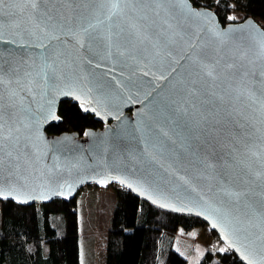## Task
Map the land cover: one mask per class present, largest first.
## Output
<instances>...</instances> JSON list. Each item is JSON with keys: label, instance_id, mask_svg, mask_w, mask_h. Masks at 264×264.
Wrapping results in <instances>:
<instances>
[{"label": "snow or ice", "instance_id": "snow-or-ice-1", "mask_svg": "<svg viewBox=\"0 0 264 264\" xmlns=\"http://www.w3.org/2000/svg\"><path fill=\"white\" fill-rule=\"evenodd\" d=\"M5 8L8 15L26 18L21 23L34 26L36 31L25 27L27 35H39L48 41L41 45L45 62L37 75L52 82L58 78L60 65L70 67L75 63L73 51L78 49L89 54V65L103 57L130 68L135 75L141 63L155 66L161 53L182 43L189 33L196 37V44L189 37L192 51L182 57L185 63L180 65L184 69L180 78L168 80L162 74L160 78L168 83L155 96L146 93V98H151L144 104L145 111L137 110L141 124L138 130L158 148L161 157L167 153L174 163L187 166L192 178L206 180L211 176L215 180L209 191L229 209L235 221L225 224V239L230 238L229 246L233 247L242 237V246L249 253L244 259L247 264H255L257 246L264 248V153L251 149L256 140L264 143V135H258L259 129L249 127L244 118L235 121L234 114L237 104H244L260 113L264 123V100L260 98L264 92L256 96L250 83L251 80L264 82V71L257 73L249 67L253 63L250 53L264 59V40L236 36L242 29H217L211 23V15L195 10L188 0H0V15H4ZM178 16L206 21L203 31L211 39L199 43L203 35L192 32L191 26L184 25ZM230 39L241 40V46H230ZM11 71L17 77L15 83L31 91L29 84L21 83L16 70ZM7 72L9 68L0 66V198L25 203V195L31 194L20 189L17 177L27 170L29 160L35 155L33 149L37 146L33 142L31 122L36 117L23 107L22 100L17 102L18 93L8 89L7 85L13 81L5 80ZM60 75L69 79L67 72ZM143 75L148 76L149 72ZM25 76L31 77L32 73ZM93 79L97 89L118 85L127 88L129 99L132 90H142L144 86L131 76L126 81L123 78L115 81L113 77L107 84ZM147 83L152 85L151 81ZM165 89L167 95L162 96ZM136 99L139 101V97ZM21 112L25 118H21ZM225 121L234 123L238 133L241 128L248 129L246 153L221 149ZM119 182L125 183L123 179ZM98 183L106 184L107 179ZM40 195L47 198L48 193Z\"/></svg>", "mask_w": 264, "mask_h": 264}, {"label": "water", "instance_id": "water-1", "mask_svg": "<svg viewBox=\"0 0 264 264\" xmlns=\"http://www.w3.org/2000/svg\"><path fill=\"white\" fill-rule=\"evenodd\" d=\"M188 2L195 10L207 11L211 15V23L217 29L221 31L242 29V32L235 35L264 40L263 25L252 17L222 24L213 10L196 6L191 0ZM23 19L26 18L8 15L6 8L4 15H0V66L9 68V72L4 73V78L6 81L9 79L13 81L7 87L10 91L18 93L17 102L22 100L23 107L36 117V120L31 122L33 142L37 146L33 149L35 155L29 160L27 170L17 177L20 189L31 195H25L24 199L27 200L25 203H19L12 198H0V201H12L20 205L45 204L55 199L70 201L87 185L101 188L118 186L157 209L202 220L243 264H247L244 257L249 253L242 246L244 243L242 237L233 247L229 246L230 238L225 239V224L228 221L235 224V221L232 220L229 209L209 191L215 180L211 176L206 180L192 178L187 166L174 163L168 158L167 153L161 157L158 148L153 147L146 140L145 134L138 130L141 124L137 110L145 111L144 104L151 98H146V93L155 96L168 80L173 77L180 78L184 71L180 65L185 63L182 57L192 51L188 43L189 37L192 44L197 43L196 37L189 33L182 43L174 44L171 49L161 53V58L155 61V66L153 63H141L136 68L135 75L130 68L111 59L105 60L103 57L93 60L89 65V54L84 49H78L73 51L75 63L70 67L60 65L58 78L52 82L42 75H37L45 62L41 45L47 44L48 41L39 35H27L25 27H30L32 31L36 29L34 26L21 23ZM178 19H181L184 25H190L192 32L203 35L204 39L199 43L211 39L210 34L203 31L206 21L182 19L179 16ZM17 24H20V27H17ZM241 43L238 39L229 40L230 46L239 47ZM249 58L253 61L249 65L252 71L257 73L264 71V59H260L255 53H250ZM97 63L100 64L99 68L96 67ZM173 68L177 71L173 72ZM13 69L16 70L22 84H29L31 91L23 90L15 83L17 77L12 75ZM145 71L149 72L148 76L143 75ZM27 72H31L32 76H25ZM60 72H67L69 79L65 80ZM162 74L167 76L168 80L161 79ZM129 76L144 83L142 90H132L131 99L127 88L118 85L115 88L105 86L97 89L93 79L95 77L107 84L113 77L115 81H120L121 78L126 81ZM147 81H151L155 87L149 85ZM250 83L255 88V95L260 97V93L264 92V82L251 80ZM167 92L165 89L161 95L165 96ZM136 97H139V101ZM260 98L264 100V97ZM62 101L77 104L83 113L92 115L102 126L97 129L88 128L82 134L78 132L49 134L46 129L61 121L57 112ZM21 118H25L23 112ZM241 118L248 122L249 127L259 129L258 135H264V123L261 122L260 113L253 112L244 104H237L234 120L239 121ZM225 125L221 149L226 152L230 149H239L240 153H246L244 144L248 129L241 128L238 133L234 123L225 121ZM251 150L264 153V143L254 141ZM105 179L106 184L98 183ZM120 179L125 183L121 184ZM128 184L132 187H128ZM42 192L48 193L47 198L41 197ZM54 192L62 194H53ZM32 196L36 198L33 199ZM253 259L255 264H264V248L257 246Z\"/></svg>", "mask_w": 264, "mask_h": 264}, {"label": "trees", "instance_id": "trees-1", "mask_svg": "<svg viewBox=\"0 0 264 264\" xmlns=\"http://www.w3.org/2000/svg\"><path fill=\"white\" fill-rule=\"evenodd\" d=\"M191 2L213 10L222 24L228 23V15L236 11L264 27V0ZM57 113L61 121L46 129L49 134H82L88 128L102 126L71 101H62ZM113 187L116 202L107 231L104 264H186L173 248L179 229L185 233L200 229L201 239L207 241L197 264H243L202 220L162 211L124 188ZM79 237L76 197L32 205L0 201V264H80Z\"/></svg>", "mask_w": 264, "mask_h": 264}, {"label": "rangeland", "instance_id": "rangeland-1", "mask_svg": "<svg viewBox=\"0 0 264 264\" xmlns=\"http://www.w3.org/2000/svg\"><path fill=\"white\" fill-rule=\"evenodd\" d=\"M229 16L236 19L229 20ZM228 17L229 22H237L241 21L244 15L232 11ZM113 186L101 188L87 185L76 195L80 264H104L107 231L116 202ZM177 234L179 235L175 236L174 250L186 259V264H197L207 248L204 245L207 241L201 239V230L185 233L179 229ZM178 250H181V253Z\"/></svg>", "mask_w": 264, "mask_h": 264}, {"label": "crops", "instance_id": "crops-1", "mask_svg": "<svg viewBox=\"0 0 264 264\" xmlns=\"http://www.w3.org/2000/svg\"><path fill=\"white\" fill-rule=\"evenodd\" d=\"M194 230L197 231L198 229H194ZM192 231H193V230H192ZM177 232H178V231H177ZM189 233H190V232H189ZM177 235H179V234H177ZM177 235H176V237H177ZM173 245H174V243H173ZM178 251H179V250H178ZM180 251H181V250H180ZM180 251H179V252H180ZM180 253H181V252H180Z\"/></svg>", "mask_w": 264, "mask_h": 264}]
</instances>
